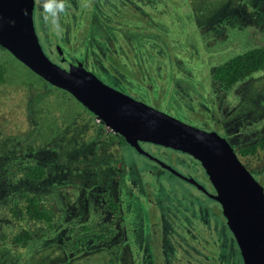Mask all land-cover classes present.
Wrapping results in <instances>:
<instances>
[{"label":"rangeland","instance_id":"374dc122","mask_svg":"<svg viewBox=\"0 0 264 264\" xmlns=\"http://www.w3.org/2000/svg\"><path fill=\"white\" fill-rule=\"evenodd\" d=\"M98 2L105 3L108 11L111 5L118 9L132 5L141 12V22L132 17L130 22H122L103 6V23L95 28L92 37L118 34L112 37L116 65L148 68L152 73L148 95L167 115L183 118L208 99L211 109L221 114L220 129L224 134L220 133L232 149L254 137L264 138V67L228 90H221L211 79L213 70L224 62L251 49L264 48V0ZM68 19L64 16L60 22L70 32ZM95 48L91 39L77 58L83 59ZM104 62L110 64L109 58ZM0 67L5 69L4 85L0 86V264H128L127 248L123 251L127 254L124 260H119L121 253L111 263V249H95L94 245L83 244L84 240L80 244V229L87 225L93 231L97 193L114 187L116 178L117 191L127 189L124 186L131 177L127 165H141V157L111 144L112 136L102 124L89 118L67 93L44 83L2 49ZM125 77L124 82H129L134 93H143L138 84L141 79ZM190 98H194L193 103ZM153 100L150 101L155 103ZM147 150L168 161L161 150ZM172 159L175 163L176 157ZM29 166L44 168L43 179L24 178L23 170ZM251 174L256 180L253 171ZM156 176L161 183L163 175ZM257 180L264 189V166ZM170 187L177 195H194V190L181 182ZM169 191L166 186V193ZM19 194L35 197L40 206L49 207L54 215L52 229L40 224V235L23 248L10 242L20 230L9 215L12 204L18 208L15 202ZM121 195L131 203L128 209L127 203L122 204L124 214L131 211L136 215L135 201L126 191ZM141 231L145 234L146 229ZM130 239L135 240L131 236ZM229 246L234 248L231 238ZM132 248H137L135 242Z\"/></svg>","mask_w":264,"mask_h":264},{"label":"flooded vegetation","instance_id":"af4514ba","mask_svg":"<svg viewBox=\"0 0 264 264\" xmlns=\"http://www.w3.org/2000/svg\"><path fill=\"white\" fill-rule=\"evenodd\" d=\"M88 2L89 0H69L70 7L67 13L61 16V19L64 16L69 18L67 22L70 32H67L66 29L62 36H57L51 25L43 21L36 0H33V30L45 57L65 71L72 70L73 67L79 65L107 87L138 103L166 114L160 109L158 102L148 95L150 74H152L148 68L116 65L118 59H116V52L113 49L116 44L112 37H116L118 34L112 32L110 36L103 34L99 35L98 38L92 37L95 28L97 29L98 25L103 23L101 18V15L105 12L103 6L107 11L108 9L105 3H99L98 0H90L91 6L86 7L85 4ZM111 6L112 8L108 12L112 13L113 16L116 15L117 20L124 22L129 21L132 17L133 20L141 22V12L136 11L138 8H133L132 5L120 6L119 9L113 5ZM67 22L64 24L66 27ZM75 22L76 26L73 25ZM91 39H93L96 48L83 59H78L77 55L81 52V48L85 47V44L89 43ZM101 45L103 46L102 50L100 49ZM0 49L2 48L0 47ZM106 58H109L110 64L104 62ZM2 68L4 69V67ZM94 70L99 74H96ZM138 70H141L142 73ZM214 70L211 74L213 82H215L213 80ZM125 76L132 79L135 77L141 79L138 84L142 87L143 93H134L128 85L129 82H124L126 80ZM4 81L0 86L4 85ZM215 83L221 90H228L234 86L223 88L217 82ZM157 84L162 87L161 80H158ZM67 95L78 103L89 118H93L98 124H102L106 132L112 136L113 141H111V144H114L115 147L128 149L142 159L141 165L135 162L127 165V170L129 168L131 171L128 185L124 186L127 189L117 191L119 179L116 178L114 187H111L107 192L97 193L98 200L94 206L97 214L93 225L91 224L93 231H90L87 225L82 227L80 232L83 237H81L80 244L84 240L83 244L94 245L95 249H102V247L111 249L112 252L109 257L111 263L113 260H117V254L120 255L121 253H123V257L119 260H124L127 254L123 251L127 248L128 256L125 260L128 264H235L234 261L242 264L236 244L222 216L221 208L211 198L215 195V192L198 161L185 153L148 143L138 142L141 152L134 150L124 141L122 136L105 126L71 95L68 93ZM190 99L193 103L194 98ZM205 100L204 105L200 103L199 108L194 109L189 114H186V110L183 109L186 114L183 115V118L174 119L197 130L213 132L228 143L220 129L223 125L221 114L215 113L211 109L209 100ZM202 109L208 110L201 112ZM189 111L191 110L189 109ZM240 134L242 137L244 136L242 130ZM253 139L242 145V147L232 150L249 174L253 176L251 174V171H253L255 177L257 176V179H260L261 170L264 166V148L255 152L254 156L241 157L238 154L240 149L264 140L260 137H254ZM229 146L231 147L230 144ZM147 147L161 150V153L168 156V161L151 154ZM172 157H176L175 163L171 161L173 160ZM259 162H261V166H259ZM43 170L46 173L44 168ZM157 174L163 175L161 183L160 177L156 176ZM257 179L254 180L262 187ZM174 182H181L193 189L194 195L184 192L179 195L173 193V188L170 186H174ZM166 186L170 190L168 194L166 193ZM125 191L138 207L135 210L136 215L131 211L128 215H125L122 210V204L127 203V209L131 204L130 199L125 201L121 195V192ZM80 195L82 194L80 193ZM46 208L49 209V207ZM49 211L51 212V220L47 226L41 223H34L31 226L25 224L24 221L23 227L31 231L32 238L40 235V224L44 229L49 231L52 229L54 215L50 209ZM11 217L14 221L13 216ZM143 228L146 229L145 234L141 231ZM140 235H142V239ZM130 236L135 240L131 241ZM230 238L234 243V248L229 246ZM134 242L137 246L136 249L132 248ZM18 246L23 248V246ZM134 253H139V255ZM74 254L79 256L78 253ZM131 254L133 258H131Z\"/></svg>","mask_w":264,"mask_h":264},{"label":"water","instance_id":"95a60500","mask_svg":"<svg viewBox=\"0 0 264 264\" xmlns=\"http://www.w3.org/2000/svg\"><path fill=\"white\" fill-rule=\"evenodd\" d=\"M33 0H0V47L50 86L65 91L118 133L138 142L187 154L204 170L242 264H264V191L229 144L107 87L79 65L65 71L50 62L32 25Z\"/></svg>","mask_w":264,"mask_h":264},{"label":"trees","instance_id":"16d2710c","mask_svg":"<svg viewBox=\"0 0 264 264\" xmlns=\"http://www.w3.org/2000/svg\"><path fill=\"white\" fill-rule=\"evenodd\" d=\"M264 67V48H254L243 54L237 55L232 59L218 66L213 73V80L223 88H230L237 82H240L250 76L253 72L261 70ZM4 69L0 67V84L3 83ZM264 148V140L247 146L238 151L243 156H254L255 152ZM44 170L38 166H29L23 170V177L29 180L37 181L44 177ZM16 205L12 204L9 214L13 216L20 230L15 233L10 242L12 244L25 246L32 240V233L24 229L23 224L33 225L41 223L49 225L51 212L46 207H40L36 198L26 194H19L16 199ZM28 226V225H27Z\"/></svg>","mask_w":264,"mask_h":264},{"label":"clouds","instance_id":"9594fccd","mask_svg":"<svg viewBox=\"0 0 264 264\" xmlns=\"http://www.w3.org/2000/svg\"><path fill=\"white\" fill-rule=\"evenodd\" d=\"M36 3L41 11V16L46 24H50L52 30L57 36H62L64 28L61 25L60 19L63 14H66L70 4L69 0H36ZM90 7V0L85 4Z\"/></svg>","mask_w":264,"mask_h":264}]
</instances>
